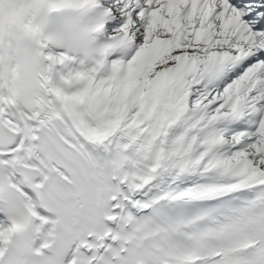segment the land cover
<instances>
[{"label":"snow or ice","instance_id":"obj_1","mask_svg":"<svg viewBox=\"0 0 264 264\" xmlns=\"http://www.w3.org/2000/svg\"><path fill=\"white\" fill-rule=\"evenodd\" d=\"M0 264H264V0H0Z\"/></svg>","mask_w":264,"mask_h":264}]
</instances>
